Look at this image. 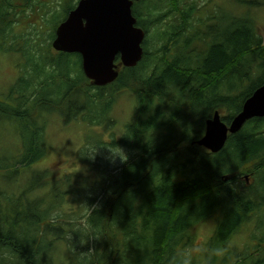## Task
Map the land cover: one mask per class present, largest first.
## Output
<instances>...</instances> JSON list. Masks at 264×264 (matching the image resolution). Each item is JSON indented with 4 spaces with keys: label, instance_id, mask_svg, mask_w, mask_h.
Wrapping results in <instances>:
<instances>
[{
    "label": "trees",
    "instance_id": "16d2710c",
    "mask_svg": "<svg viewBox=\"0 0 264 264\" xmlns=\"http://www.w3.org/2000/svg\"><path fill=\"white\" fill-rule=\"evenodd\" d=\"M153 1L147 12L154 15L168 11L164 17L158 14L145 21L142 8L138 15L139 3L133 7L138 24L145 30L142 60L134 67H122L113 83L94 86L97 90L91 94L83 92L89 98L87 103L66 106L67 112L86 109L89 127L96 135L95 144L102 145L104 141L95 127L107 124L116 94L130 91L134 95V102L129 103L133 112L130 117L121 116L125 119L120 125H116L118 116L114 119V127L124 133L112 138V143L123 145L130 156L120 170L115 168L101 182V203L94 204L95 198L88 195L85 214L64 209L66 201L74 203V189L86 184L80 169L67 178L65 173L51 170L46 164L50 154L45 140L27 130L40 129V124L30 122L28 116H17L27 130L25 144L18 161L5 168L12 166L22 176L32 163L44 160L45 170L39 172L41 179H35L21 193L20 199H25L35 190L33 199L24 204L26 208H10L5 200L9 205L0 221H5L7 227L1 230L0 242L14 254L11 264H264V117L246 121L238 132L228 135L224 147L217 152L195 144L205 133L207 118L226 107L228 114L222 120L229 125L244 100L264 83L263 38L248 18L239 22L227 16L228 23L235 25H228L224 31L219 26L216 32L212 26L214 31L203 36L206 47L210 45L208 52L195 53L196 41L202 37L196 36L198 31L194 35L188 32V19L166 17L179 11L180 3L186 0ZM234 1L250 7L264 6V0ZM66 5L67 13L75 7L70 1ZM192 8L191 5L188 13ZM4 22L0 34L7 33L6 17ZM207 36H211L208 42ZM148 38H155L157 44L147 47ZM10 46L26 54L20 45ZM63 57L65 64H76L73 71L69 66L66 75H60L66 85L71 84L64 100L71 90L78 89L83 75L78 53H63ZM174 85L180 87L185 98L165 102L173 95ZM89 103H107L108 108L104 114L91 113L90 117ZM13 108L0 101V115H11ZM71 118L70 114L65 117ZM102 118L103 123L99 122ZM86 132L84 127L85 137ZM182 143L186 144L183 148ZM83 149H78V161L88 163L94 171V162ZM36 152L40 154L35 156ZM132 154L136 159L131 160ZM66 160L78 164L75 157ZM230 175H252L253 182L236 191L232 187L235 182H228ZM8 177L10 181L15 179ZM24 180L19 179L21 183ZM49 193L54 199L45 204L43 200ZM13 200L12 205L16 199ZM211 219L215 221L214 234L205 241L204 248L194 250V259L185 261L181 253L192 244L194 228ZM20 224L26 225L27 232L16 229ZM236 233L246 235L252 245L250 252L229 245ZM58 251L65 253L57 254Z\"/></svg>",
    "mask_w": 264,
    "mask_h": 264
},
{
    "label": "rangeland",
    "instance_id": "374dc122",
    "mask_svg": "<svg viewBox=\"0 0 264 264\" xmlns=\"http://www.w3.org/2000/svg\"><path fill=\"white\" fill-rule=\"evenodd\" d=\"M69 1L73 6L76 5L78 0H0V33L5 28V17L7 22V33L0 34V101H6L10 106H14L11 115H0V217L5 215V208L9 205L6 204L5 200L10 203V208L15 206L20 208V206H25L24 204H27L30 199H33L35 190L26 194L25 199H20L21 193L35 179H41L39 172L45 170L43 158L40 159L42 161L34 162L30 165V168L22 174V176L27 175L24 178L18 174V171L14 172L15 168H12V166L5 168L8 163L18 161V155L23 149L21 146L25 144L27 130L30 132L34 131L36 138L45 140V146H48L47 152L50 154L46 164L51 167V170L57 173H65L67 178L78 168L80 169L79 173L85 179L86 184L84 186L79 185L77 189H74L75 193L71 196L74 203L66 201V205H64V209L72 210L79 214L87 212L86 208L89 207V202L86 199L88 195L95 198L94 204L103 201L104 188L101 182L107 175L113 174L115 168L120 170L127 163L126 160L130 156L123 145L118 142L112 143L113 137L124 133V131L121 132L114 127V119L118 116L116 125H120L125 119L122 117L129 118L131 113H133L129 103L134 102V95L130 91H128L129 93L120 91L116 94L114 108H111V116L106 115L108 118L107 124L95 127V132L104 141L102 145L95 144L96 135L89 127L90 121L85 116L86 109L75 113L66 111L67 104H70V106H82V104L89 101V98L82 94L83 92L87 91L88 94H91L97 90L85 77L80 62L79 67L83 80L78 84V89L71 90L67 98L64 97L63 100V95L71 84L70 86L66 85L60 79V75L65 76L69 66L71 71H73L76 64L74 61L65 64V59L52 50L51 42L55 37V26L67 14L68 5L66 4ZM137 3H139L137 5L139 9L138 15L141 8L143 9L144 7L147 12L154 5L153 0H142V2ZM191 5L194 6L193 12L188 15V9ZM144 9L142 10V17L147 21L151 14L147 12L148 16ZM177 9L179 11L170 12L166 17L178 20L188 19V32L194 35L198 31L196 36L202 37L199 41H196L194 47H197V50L195 53H204L205 50L206 53L208 52L210 45L206 47L203 42V36L207 35L208 32L214 31V29L216 32L219 26L224 31L228 25H235L232 22L228 23L227 16H229V20L239 19L237 20L239 22L241 19L248 18L254 23L255 28L264 41V6L250 7L239 4L234 0H186V3L181 2L180 7ZM167 12L160 11L154 14L153 17L158 14L164 15ZM212 17L214 18L211 20ZM212 26H214V29H212ZM210 40L211 36H207L206 41ZM152 43L157 44L156 39L148 38L147 47H150ZM10 45H20V48L26 54L17 49H12ZM205 55L201 58L202 60ZM191 65L194 67V63ZM11 86L12 89L10 91ZM24 88H27L28 91H24ZM171 90L173 95L165 102H169L170 99L185 98L179 86L174 85ZM60 92L61 95H56ZM102 94H104V97L108 95L106 91H103ZM6 97L12 100L13 105ZM106 105L107 103L103 106H100V103H89L87 105L89 107V116L91 113L104 114L108 108ZM17 107H22L23 109L17 110ZM112 109L114 110L112 111ZM67 114L72 115V118L66 120ZM220 114L222 117L227 115V108H221ZM18 115L28 116L27 120L30 122L35 120L36 123L40 124V129L34 127L26 130L25 125L17 118ZM23 119L26 120V118ZM104 121L105 119L102 118L99 122L103 123ZM84 127H87L86 137L84 136ZM199 127L200 125L196 126V128ZM185 145V143H182L181 147L183 148ZM80 148H84L83 151L87 152L90 161L94 162L91 168L97 172L98 178H96L88 163H79L78 149ZM119 149L123 156L120 154ZM38 154L40 153L36 152L35 156ZM93 155H95V159H91ZM74 157L79 165L65 161V159ZM134 159H136L135 154H132L131 160ZM38 163L40 164L37 166ZM22 168L20 169L21 171ZM11 172L14 174L11 175ZM8 176L15 177V179L10 181ZM31 176H33L32 180L30 179ZM19 179H26L27 181L24 180L21 183ZM45 181L47 182V179ZM230 181L235 182L236 186L233 185L232 187L238 191L244 184H251L253 179L252 175H230L228 176V182L230 183ZM41 196L42 193L39 194V197ZM13 199H16V201L12 205ZM53 199V194L49 193L43 201L47 204L52 202ZM43 208L41 207V209ZM29 211L31 210L29 209ZM29 214L33 215L30 212ZM213 224H215L214 220H205V222L194 228L192 244L185 249L181 247L183 249L181 257H184L185 261L194 259L195 249L198 251L202 247L204 248L205 241L215 232ZM6 225L5 221H0V233L5 231ZM17 228H19V231L27 232L26 225L20 224ZM1 230L3 231L1 232ZM229 242L230 246L237 247L242 252L251 251L252 245L243 233L234 234ZM5 245L0 242V259H4V264H11L15 261V256L11 254V250ZM76 251L81 252L82 250L76 249ZM60 253L65 252L58 251L57 254ZM70 256L66 255L65 257L69 258Z\"/></svg>",
    "mask_w": 264,
    "mask_h": 264
},
{
    "label": "water",
    "instance_id": "95a60500",
    "mask_svg": "<svg viewBox=\"0 0 264 264\" xmlns=\"http://www.w3.org/2000/svg\"><path fill=\"white\" fill-rule=\"evenodd\" d=\"M132 3L133 0H78L56 28L53 47L78 53L83 73L92 85L113 82L120 66L133 67L142 57L144 31L136 26ZM117 55L119 63L115 62ZM254 117H264V83L244 100L229 125L215 111L205 121V133L197 143L217 152L228 134L238 132Z\"/></svg>",
    "mask_w": 264,
    "mask_h": 264
},
{
    "label": "flooded vegetation",
    "instance_id": "af4514ba",
    "mask_svg": "<svg viewBox=\"0 0 264 264\" xmlns=\"http://www.w3.org/2000/svg\"><path fill=\"white\" fill-rule=\"evenodd\" d=\"M49 18H50V16H49ZM49 18H48V19H49ZM49 37H50V36H49ZM51 43H52V42H51ZM55 52L59 53L60 56H61V58H64V57H63V52H60V51H55ZM207 151H208V150H207Z\"/></svg>",
    "mask_w": 264,
    "mask_h": 264
},
{
    "label": "clouds",
    "instance_id": "9594fccd",
    "mask_svg": "<svg viewBox=\"0 0 264 264\" xmlns=\"http://www.w3.org/2000/svg\"><path fill=\"white\" fill-rule=\"evenodd\" d=\"M97 151V150H96ZM119 151H120V154L122 155V152H121V150L119 149ZM95 154H96V152H95ZM123 156V155H122ZM91 159H95V155H93L92 157H91ZM124 159H126L125 157H124Z\"/></svg>",
    "mask_w": 264,
    "mask_h": 264
}]
</instances>
